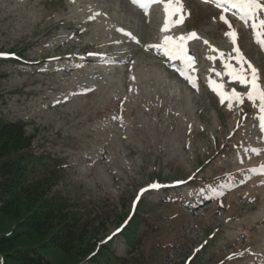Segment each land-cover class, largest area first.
I'll list each match as a JSON object with an SVG mask.
<instances>
[{
	"label": "rangeland",
	"instance_id": "374dc122",
	"mask_svg": "<svg viewBox=\"0 0 264 264\" xmlns=\"http://www.w3.org/2000/svg\"><path fill=\"white\" fill-rule=\"evenodd\" d=\"M181 2L168 29L199 34L191 46L198 76L190 80L143 50L164 27V6L0 0V119L22 122L31 154L58 163L45 189L82 223L79 264L99 247L125 264H264V129L259 100L224 74V63L241 69L229 25L261 86L264 59L233 14ZM210 81L243 103L230 110ZM136 199L147 228L140 223L129 247L119 228ZM40 252L64 264L59 248Z\"/></svg>",
	"mask_w": 264,
	"mask_h": 264
},
{
	"label": "trees",
	"instance_id": "16d2710c",
	"mask_svg": "<svg viewBox=\"0 0 264 264\" xmlns=\"http://www.w3.org/2000/svg\"><path fill=\"white\" fill-rule=\"evenodd\" d=\"M29 146L22 122L0 119V264H51L40 252L50 247L60 249L58 257L64 264L72 259L79 264L77 249L82 241V223L78 216L64 213L65 200L48 196L45 189L52 178L46 175L51 174L48 168L58 163H45L47 157L33 156ZM41 171L45 175L40 179L37 175ZM138 205L122 231L129 247L135 244L140 223L144 231L147 228L140 218L141 203ZM6 228L14 231L1 232ZM88 260V264H101L99 260L103 264H125L114 254H108L105 247H99ZM189 264L195 263L191 260Z\"/></svg>",
	"mask_w": 264,
	"mask_h": 264
},
{
	"label": "snow or ice",
	"instance_id": "6c2138e0",
	"mask_svg": "<svg viewBox=\"0 0 264 264\" xmlns=\"http://www.w3.org/2000/svg\"><path fill=\"white\" fill-rule=\"evenodd\" d=\"M133 2L135 3V0H133ZM202 2L208 3L210 0H202ZM226 2L230 3L233 8H238L244 16L252 19V29L254 33L264 29V18L258 19L257 15L259 11H264V0H226ZM173 5H175V7H173ZM170 9L173 11V13H179L182 15L183 6L181 0H167V2L164 3L165 24L161 29L162 32L168 31V14ZM220 19L226 24L228 23L223 15L220 16ZM229 29L230 30L226 33V35L230 38L231 43L234 45L232 51L236 53L238 58L237 63L241 65V69L235 70L229 63H224V74L228 75L231 79L238 81L242 86L247 87L246 98L250 102L255 103L257 100H259V111L261 113L259 119L261 121L262 129H264V86H261L259 83L260 76L258 70L253 67L250 62L245 60L242 53L240 52V49L235 47L237 44V40L235 38L237 34L235 31L231 30V25H229ZM118 31L123 30L120 29ZM124 35L128 36L130 39H135L132 33H124ZM193 38H199L195 32L188 34L187 37L181 36L179 38H173L165 35L162 42L158 45H155V47L157 49H162L165 55H171L174 58H186L188 66L192 67L194 65V58L187 53L185 49V40ZM204 43L207 44L208 42L205 41ZM244 64H247V71L243 69ZM181 74L183 75V73ZM185 78L190 80L189 76H186ZM209 86L212 87V90L220 97L222 104L224 103L225 99H228V107L230 110L233 106V101L236 103H243V96L237 93L235 90H233L230 94H225L220 91L222 85L213 87L212 82L210 81ZM151 187L156 188L159 187V185H152ZM143 191L144 190H142V192Z\"/></svg>",
	"mask_w": 264,
	"mask_h": 264
},
{
	"label": "bare ground",
	"instance_id": "6f19581e",
	"mask_svg": "<svg viewBox=\"0 0 264 264\" xmlns=\"http://www.w3.org/2000/svg\"><path fill=\"white\" fill-rule=\"evenodd\" d=\"M128 87V86H127Z\"/></svg>",
	"mask_w": 264,
	"mask_h": 264
}]
</instances>
